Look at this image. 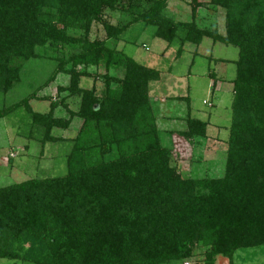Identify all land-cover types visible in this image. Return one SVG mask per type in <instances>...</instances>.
I'll use <instances>...</instances> for the list:
<instances>
[{"label":"trees","instance_id":"trees-1","mask_svg":"<svg viewBox=\"0 0 264 264\" xmlns=\"http://www.w3.org/2000/svg\"><path fill=\"white\" fill-rule=\"evenodd\" d=\"M126 1L0 0V94L22 83L30 61L47 59L58 64L50 82L69 74V87L60 91L81 95L79 111L68 120L55 117L58 102L47 114L35 112L30 103L39 98L33 91L0 109V121L23 110L27 126L44 130L46 143L58 141L54 128L68 129L74 117L83 120L67 174L0 187L1 259L186 264L203 249L202 264H233L237 251L264 246V0H211L226 11L225 34L194 20L174 22L168 0ZM105 10L126 20L104 24L107 40L91 41ZM137 23L154 27L169 44L183 32V43L209 38L238 49L224 177L184 178L172 165L150 98L159 70L107 44ZM100 66L107 71L102 93L82 89L81 78L91 77L88 68ZM208 125L189 117L179 134L189 141L206 138Z\"/></svg>","mask_w":264,"mask_h":264},{"label":"rangeland","instance_id":"rangeland-1","mask_svg":"<svg viewBox=\"0 0 264 264\" xmlns=\"http://www.w3.org/2000/svg\"><path fill=\"white\" fill-rule=\"evenodd\" d=\"M130 3L139 5L136 0L126 1V4ZM166 11L176 23L194 20L202 29L226 32V11L213 5L211 0H197V3L168 0ZM125 18L119 11L105 10L101 22L94 23L89 39L107 40L104 24L119 26ZM155 31L152 26L137 23L118 40L107 44L139 64L159 70L160 80L151 83L150 98L156 110L161 143L171 151L172 165L178 172L184 178H222L226 173L227 140L232 123V82L236 76L234 61L238 59V49L214 43L209 38L199 45L183 43V32L179 33L180 39L169 44L158 38ZM70 33L82 35L76 30ZM57 65L47 59L30 61L24 69L22 83L6 95L0 94V109L10 107L35 91L39 100L30 103L35 112L47 114L51 103L58 102L60 106L55 117L68 120L71 112L79 111L81 95L72 96L69 91H60L69 87V74L58 73L50 82ZM87 72L91 77H82L80 87L84 90L95 87L99 94L102 93L106 69L90 67ZM115 74L111 72V75ZM189 117L208 122L206 138L189 141L179 134L187 129ZM27 121L28 116L23 110L0 121V187L67 174V158L83 120L74 117L68 129L54 128L52 134L58 141L46 143L41 140L44 130L28 127ZM203 254V249L197 250L196 256L186 263L202 264ZM235 258L238 259L235 264H264V246L241 249ZM0 264L32 263L0 258Z\"/></svg>","mask_w":264,"mask_h":264},{"label":"crops","instance_id":"crops-1","mask_svg":"<svg viewBox=\"0 0 264 264\" xmlns=\"http://www.w3.org/2000/svg\"><path fill=\"white\" fill-rule=\"evenodd\" d=\"M236 261L238 262V259H236L235 256H234L233 264H235ZM220 264H226V262L222 260V261H220Z\"/></svg>","mask_w":264,"mask_h":264},{"label":"built area","instance_id":"built-area-1","mask_svg":"<svg viewBox=\"0 0 264 264\" xmlns=\"http://www.w3.org/2000/svg\"><path fill=\"white\" fill-rule=\"evenodd\" d=\"M207 103V102H204V104ZM186 264H189V263H186Z\"/></svg>","mask_w":264,"mask_h":264}]
</instances>
